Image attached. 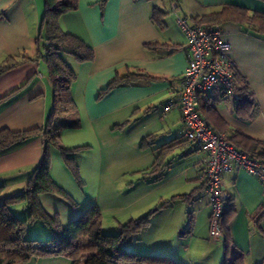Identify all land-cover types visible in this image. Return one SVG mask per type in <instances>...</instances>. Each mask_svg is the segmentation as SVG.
<instances>
[{"label":"crops","instance_id":"0c3cea01","mask_svg":"<svg viewBox=\"0 0 264 264\" xmlns=\"http://www.w3.org/2000/svg\"><path fill=\"white\" fill-rule=\"evenodd\" d=\"M227 4L264 12L263 0H78L75 9L59 17L60 28L92 47L94 57L79 61L63 54L76 74L70 86L75 109L60 115L61 122H69L60 138L64 146L80 149L72 154L75 173L60 150L51 147L50 174L77 206L43 193L40 202L48 215L68 225L95 204L103 216L102 230L114 233L120 224L153 212L129 251L166 255L178 264H222L226 255L229 261L238 252L245 264L264 260V213H259L264 186L245 170L223 173L229 204L225 233L212 241L206 154L186 137L181 107L167 108L179 99L188 64L187 36L178 16L196 24V17ZM156 8L163 12L161 25L153 19ZM44 11L45 0H0V63L8 57L16 61L0 75V130L43 128L54 109L48 63L36 45ZM219 25L235 50L237 77L252 100L242 90L226 95L214 88L200 94V112L243 149L242 136L264 140V39L236 21ZM123 76L130 80L108 87ZM44 147L40 132L0 151L3 193L24 188ZM103 259L99 250L82 264ZM19 264H72V259L32 257Z\"/></svg>","mask_w":264,"mask_h":264},{"label":"trees","instance_id":"16d2710c","mask_svg":"<svg viewBox=\"0 0 264 264\" xmlns=\"http://www.w3.org/2000/svg\"><path fill=\"white\" fill-rule=\"evenodd\" d=\"M77 4L78 0H45V11L40 23L36 45L40 58H44L48 63L55 96L54 109L45 127L25 131H12L8 128L0 130V151L16 142L28 140L40 132L44 136L45 144L42 160L33 168L24 188L19 192L5 196L4 201L0 202V228L6 232V235L0 236V264H19L32 257L58 255L69 256L72 259V264H82L87 256L93 255L99 250H102L104 255L100 264L127 262L178 264L166 255L134 253L128 250V247L139 239V234L149 226L153 212L120 224L117 232L106 233L102 230V213L95 204L89 205L78 213L68 225H63L61 218L58 215L54 217L48 215L40 202L41 194L53 193L69 201L73 207L77 206L72 197L54 182L50 174L51 147L58 148L71 170L75 173L77 171L72 154L77 152L80 147H66L60 138L62 126L69 123L61 122L60 115L75 109L70 96V86L76 74L64 59L63 54H71L79 61H89L93 59L94 51L82 39L64 32L59 26V17L63 13L75 9ZM161 12V9L156 8L153 13V19L159 25L162 24ZM229 20L246 25L247 28L252 29L254 34L264 39V12L251 11L235 4H227L215 12L196 17V24L210 26ZM12 58L8 57V60L0 63V75L15 64L16 61L9 62ZM235 77L240 83L238 90H242V93L247 96V100H252L247 85L237 77L236 71ZM129 80L126 76L117 77L110 82L108 87ZM207 124L211 126L208 122ZM242 139L245 142V147L239 149L263 161L264 140H256L247 136H242ZM229 141L233 143L230 139ZM4 188L5 186L0 184V197ZM227 201V198L224 197V211L221 216L222 236L225 233L224 215L229 207V204H226ZM21 203L29 210V215L25 220L20 219L10 208ZM165 205L166 202L161 204V206ZM259 213H264V207L260 209ZM38 220L42 221L49 231L50 237L47 243H42L35 238H25L27 227L30 223L34 224ZM222 264H245V257L238 252L227 261L226 255ZM257 264H264V260Z\"/></svg>","mask_w":264,"mask_h":264},{"label":"built area","instance_id":"2783aa9c","mask_svg":"<svg viewBox=\"0 0 264 264\" xmlns=\"http://www.w3.org/2000/svg\"><path fill=\"white\" fill-rule=\"evenodd\" d=\"M177 20L187 36L188 64L179 99L168 103L167 108L181 107L186 137L199 143L206 154L204 175L211 208L209 236L219 241L224 211L223 173L245 170L264 186V161L236 147L225 134L209 126L200 112V94L214 88L226 95L238 92L233 46L224 39L219 24H190L182 16Z\"/></svg>","mask_w":264,"mask_h":264},{"label":"rangeland","instance_id":"374dc122","mask_svg":"<svg viewBox=\"0 0 264 264\" xmlns=\"http://www.w3.org/2000/svg\"><path fill=\"white\" fill-rule=\"evenodd\" d=\"M19 192V191H18ZM8 194L6 193H3L0 197V202H3L4 199H5V196H7ZM19 209H16L17 211H15L13 208L14 207H10L12 209V211L22 220H25L27 219V216L29 215V210L27 209V207H25L22 203L19 204ZM33 224L30 223V225L27 227V232L25 234V238L26 239H30V238H35L34 236H36V238H38L37 240L42 242V243H47V240L49 239L50 237V234L47 235V233H42V232H45L47 230L45 224L42 222V221H37L36 224ZM6 235V232H4L3 230H1L0 228V236H4ZM213 241V240H212ZM215 242V241H214ZM217 242V241H216ZM231 258V256L229 257Z\"/></svg>","mask_w":264,"mask_h":264}]
</instances>
